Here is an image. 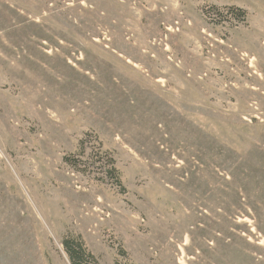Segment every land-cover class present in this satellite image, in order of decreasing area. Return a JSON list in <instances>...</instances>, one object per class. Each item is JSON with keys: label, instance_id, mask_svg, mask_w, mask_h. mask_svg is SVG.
I'll use <instances>...</instances> for the list:
<instances>
[{"label": "rangeland", "instance_id": "374dc122", "mask_svg": "<svg viewBox=\"0 0 264 264\" xmlns=\"http://www.w3.org/2000/svg\"><path fill=\"white\" fill-rule=\"evenodd\" d=\"M68 236L264 264V0H0V264Z\"/></svg>", "mask_w": 264, "mask_h": 264}, {"label": "trees", "instance_id": "16d2710c", "mask_svg": "<svg viewBox=\"0 0 264 264\" xmlns=\"http://www.w3.org/2000/svg\"><path fill=\"white\" fill-rule=\"evenodd\" d=\"M240 14H239V13ZM246 12L242 9H237L235 16L236 17H244ZM241 15V16H240ZM113 169V168H112ZM115 170V169H113ZM65 250L67 251L70 260L73 264H79L83 262H87L90 259L94 258L92 252H90L85 246L84 241L80 236H68L64 242ZM89 263V262H88ZM116 264H136L133 262H117Z\"/></svg>", "mask_w": 264, "mask_h": 264}, {"label": "bare ground", "instance_id": "6f19581e", "mask_svg": "<svg viewBox=\"0 0 264 264\" xmlns=\"http://www.w3.org/2000/svg\"><path fill=\"white\" fill-rule=\"evenodd\" d=\"M182 253H183V255H182V257L180 258V262H181V263H185V262H186L185 257H184V255H185V251L183 250V248H182Z\"/></svg>", "mask_w": 264, "mask_h": 264}]
</instances>
